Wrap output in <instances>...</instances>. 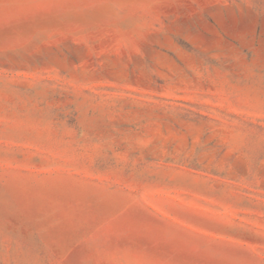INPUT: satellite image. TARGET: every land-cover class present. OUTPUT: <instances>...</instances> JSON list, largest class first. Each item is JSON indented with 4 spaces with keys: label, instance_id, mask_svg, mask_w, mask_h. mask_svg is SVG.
Returning a JSON list of instances; mask_svg holds the SVG:
<instances>
[{
    "label": "rangeland",
    "instance_id": "374dc122",
    "mask_svg": "<svg viewBox=\"0 0 264 264\" xmlns=\"http://www.w3.org/2000/svg\"><path fill=\"white\" fill-rule=\"evenodd\" d=\"M0 264H264V0H0Z\"/></svg>",
    "mask_w": 264,
    "mask_h": 264
}]
</instances>
